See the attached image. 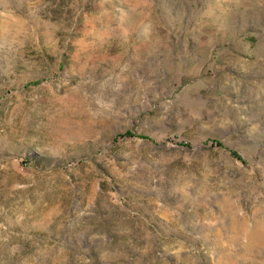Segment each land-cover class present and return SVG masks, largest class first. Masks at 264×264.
<instances>
[{
    "label": "rangeland",
    "instance_id": "1",
    "mask_svg": "<svg viewBox=\"0 0 264 264\" xmlns=\"http://www.w3.org/2000/svg\"><path fill=\"white\" fill-rule=\"evenodd\" d=\"M0 264H264V0H0Z\"/></svg>",
    "mask_w": 264,
    "mask_h": 264
}]
</instances>
